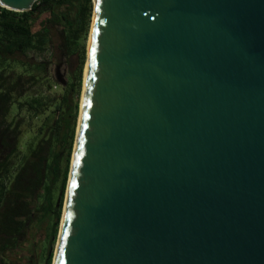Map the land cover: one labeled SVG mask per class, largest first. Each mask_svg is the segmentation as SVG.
Instances as JSON below:
<instances>
[{
  "label": "water",
  "instance_id": "1",
  "mask_svg": "<svg viewBox=\"0 0 264 264\" xmlns=\"http://www.w3.org/2000/svg\"><path fill=\"white\" fill-rule=\"evenodd\" d=\"M92 1L52 264H264V0Z\"/></svg>",
  "mask_w": 264,
  "mask_h": 264
},
{
  "label": "trees",
  "instance_id": "2",
  "mask_svg": "<svg viewBox=\"0 0 264 264\" xmlns=\"http://www.w3.org/2000/svg\"><path fill=\"white\" fill-rule=\"evenodd\" d=\"M92 9V0H38L24 12L0 7V264H29L23 254L29 243L24 249L20 244L28 242L31 229L44 220L50 221L49 244L56 238L76 119L74 115L71 124L69 112L77 103L71 105L67 96L55 100L49 92L59 86L57 55L63 59L77 50ZM82 47L79 69L67 77L70 92L73 81H81ZM26 95L29 98L21 101ZM13 107L26 108L42 120L12 174L10 159L21 148L23 136L22 122L10 118ZM51 259L50 251L45 264Z\"/></svg>",
  "mask_w": 264,
  "mask_h": 264
},
{
  "label": "rangeland",
  "instance_id": "3",
  "mask_svg": "<svg viewBox=\"0 0 264 264\" xmlns=\"http://www.w3.org/2000/svg\"><path fill=\"white\" fill-rule=\"evenodd\" d=\"M92 8H93V1H92ZM92 15H93V9L91 13L89 27L87 29L85 36H83V34L81 35V39L79 40V45H78L77 50L71 56L65 57L63 59L61 58V56L57 55L54 62L58 61L61 63V65L57 67V70H56V78L59 80V86L53 87L52 90L49 92L51 96L55 98V100H58L59 98V101H60L62 97L67 96L69 98L71 105L74 106L75 103H77L76 110L73 109L71 110V112H69L71 124L73 123L72 117L74 115L76 116V119L74 120V125H73L74 126V138H75V133H76L80 99H81L82 86H83L84 71H85V66H86L87 44H88V37H89L90 28H91ZM82 46H84L85 55H84V60H83V65H82L81 81H80V84L77 85L76 80H74L73 81L74 87H73V90L70 92V90L67 89L66 87L67 79L69 78V76H72L73 74L75 75L77 70L79 69V66L81 63L82 48H83ZM40 90L43 91L42 93H45L46 89L45 87L43 88L41 87ZM28 98H29L28 95H26L20 100L23 101ZM12 117L22 122L21 129L23 130L21 148L19 149V151L15 152L14 155L10 159L11 161L10 170L13 174V171L16 168H18L21 155L25 151L26 145L28 144L30 140H32V138L37 136L38 128L41 125L42 119H37L35 117H32L31 112H29L26 108H22L18 110L16 107H13L12 109L10 118ZM74 138L72 141V149H71L70 158H69V167H70V161H71V156H72ZM64 164H65V161L63 158L61 161L62 168L64 167ZM69 167H68V173H69ZM67 179H68V175H67ZM66 185H67V182H66ZM64 194H65V191H64ZM54 195H55V201L57 203V199L59 198L58 189L57 191H55ZM63 201H64V196H63ZM61 213H62V210H61ZM59 224H60V221H59ZM58 230H59V227H58ZM49 232H50V221L49 220H44V222L38 226V229L37 228L31 229V233H30L31 235L30 237H28V242H23V243L21 242L20 244L22 246V249H24V247H26L27 244L29 243V246L26 249V252L23 253L25 255L24 262L26 261V263H29V264H45V257L50 251L52 253V259H53L58 232H57L56 238L52 245H50L48 242V240H50ZM52 259H51L50 264H52Z\"/></svg>",
  "mask_w": 264,
  "mask_h": 264
},
{
  "label": "bare ground",
  "instance_id": "4",
  "mask_svg": "<svg viewBox=\"0 0 264 264\" xmlns=\"http://www.w3.org/2000/svg\"><path fill=\"white\" fill-rule=\"evenodd\" d=\"M0 7H1V5H0ZM88 44H89V37H88ZM88 44H87V48H88ZM85 72V71H84Z\"/></svg>",
  "mask_w": 264,
  "mask_h": 264
}]
</instances>
